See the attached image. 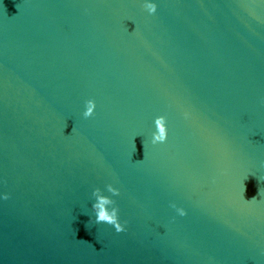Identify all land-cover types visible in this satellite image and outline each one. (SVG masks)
I'll return each mask as SVG.
<instances>
[{
	"label": "water",
	"instance_id": "1",
	"mask_svg": "<svg viewBox=\"0 0 264 264\" xmlns=\"http://www.w3.org/2000/svg\"><path fill=\"white\" fill-rule=\"evenodd\" d=\"M0 264H264V0H0Z\"/></svg>",
	"mask_w": 264,
	"mask_h": 264
},
{
	"label": "clouds",
	"instance_id": "2",
	"mask_svg": "<svg viewBox=\"0 0 264 264\" xmlns=\"http://www.w3.org/2000/svg\"><path fill=\"white\" fill-rule=\"evenodd\" d=\"M144 8L150 15L155 14L157 11V5L152 2H146L144 4ZM85 108L86 110L83 113L84 117L89 118L93 116L94 110L96 108L95 101L92 99L87 100L85 102ZM184 115L185 118H187L189 114L185 113ZM154 123L156 131L152 134V143L157 144L166 142L168 137L166 117L159 116L155 119ZM107 191L110 192L113 196L119 195V189L113 187L111 184L107 185ZM92 196L95 198V202L92 204V209L95 212V223H106L108 225H111L115 228V231L117 233L125 231V224L127 222H120L119 208L115 206V201L109 196L102 194V191L99 188H96L92 192ZM3 199H9L8 194H4ZM171 207L176 208V211L179 215H186V212L183 208H177L175 204H172Z\"/></svg>",
	"mask_w": 264,
	"mask_h": 264
}]
</instances>
